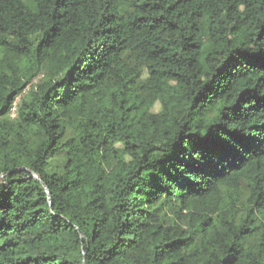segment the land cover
I'll use <instances>...</instances> for the list:
<instances>
[{"label": "trees", "instance_id": "trees-1", "mask_svg": "<svg viewBox=\"0 0 264 264\" xmlns=\"http://www.w3.org/2000/svg\"><path fill=\"white\" fill-rule=\"evenodd\" d=\"M0 264H264V0H0Z\"/></svg>", "mask_w": 264, "mask_h": 264}, {"label": "rangeland", "instance_id": "rangeland-1", "mask_svg": "<svg viewBox=\"0 0 264 264\" xmlns=\"http://www.w3.org/2000/svg\"><path fill=\"white\" fill-rule=\"evenodd\" d=\"M98 120L107 130H111L116 120V113L113 111L112 108H107L100 114ZM117 177H118V172L117 171L112 172L110 177V186L114 185V181Z\"/></svg>", "mask_w": 264, "mask_h": 264}, {"label": "water", "instance_id": "water-1", "mask_svg": "<svg viewBox=\"0 0 264 264\" xmlns=\"http://www.w3.org/2000/svg\"><path fill=\"white\" fill-rule=\"evenodd\" d=\"M33 176H34L35 179H38V176H36L35 174H33Z\"/></svg>", "mask_w": 264, "mask_h": 264}]
</instances>
